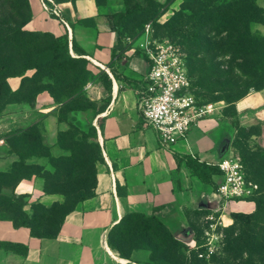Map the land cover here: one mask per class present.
<instances>
[{
	"label": "trees",
	"instance_id": "trees-1",
	"mask_svg": "<svg viewBox=\"0 0 264 264\" xmlns=\"http://www.w3.org/2000/svg\"><path fill=\"white\" fill-rule=\"evenodd\" d=\"M94 1L98 6L105 3V0ZM123 3V13L107 16L111 31L122 38L130 27L140 30L139 23L155 17L160 9L154 0H123ZM0 7V111L12 103L13 97L23 94L27 85L33 84L38 85V89L28 92L29 99L34 101L39 93L47 91L60 106V121L68 114L91 110L95 118L102 113L104 106L97 109L84 91L98 75L87 69V60L70 56L68 37L55 38L50 33L25 30L32 20L28 0H0ZM261 14L262 9L255 0H232L229 3L183 0L179 10L164 24L163 35L185 48L191 91L200 104L206 103L200 102L197 90L219 93L216 99L230 107L251 92L264 90V38L250 30L252 23L260 21ZM179 36L181 40L176 42ZM72 49L77 51L74 43ZM32 70L33 75L27 77L25 73ZM16 77L21 78V85L12 91L8 79ZM98 77L105 78L102 73ZM90 131L92 135L89 136L76 128L60 133L58 146L69 149L71 155L58 160L50 156L49 150L45 152L37 125L12 137L8 143L13 146L19 161L8 174L0 175H14L26 156L47 157L56 167V173L44 180V192L63 196V202L46 208L38 205L31 217L19 207L18 214L11 218L6 213L18 210L15 205L4 211L0 206V219L11 221L16 228L29 229L34 238L55 239L66 217L78 204L95 195L96 165L103 159L92 125ZM76 135H81L83 140L94 139L93 147L76 151ZM237 145L245 155L242 165L246 180L258 186L254 196L247 200L255 204V211L250 215L232 214L233 224L223 229L226 240L220 256L214 255L210 260L200 258L201 254L176 239L156 217L138 214L126 215L110 231L109 248L122 259H130L138 251H147L149 264H264V150L252 152L242 150L241 143ZM16 146L20 150H15ZM246 160L253 168L255 180L248 177ZM182 161L204 184H211L212 176L220 173L217 167L191 157L178 159V168ZM59 168L65 171L64 174H58ZM192 227L197 249L200 237L197 225Z\"/></svg>",
	"mask_w": 264,
	"mask_h": 264
},
{
	"label": "crops",
	"instance_id": "crops-1",
	"mask_svg": "<svg viewBox=\"0 0 264 264\" xmlns=\"http://www.w3.org/2000/svg\"><path fill=\"white\" fill-rule=\"evenodd\" d=\"M53 1L60 11L58 18L44 12L39 0H28L32 20L25 30L50 33L55 38L67 36L70 56L89 61V68L105 76H97L84 90L97 108L104 106L92 120L103 161L96 165L95 195L66 217L55 239L34 238L29 229L0 219V264H149L147 251L122 259L108 246L110 231L126 215L154 216L176 239L196 249L192 226H198L197 213L203 214L210 227L217 222L225 228L233 224L232 214H253V202L225 203L216 195L222 179L219 174L212 176L211 184H204L184 161L178 168V159L185 157L216 167L232 156L218 114L197 122L185 140L169 148H162L155 130L145 125L138 102L146 86L149 62L138 44L134 47L112 32L107 20V16L125 11L123 0H105L100 6L94 0ZM8 84L16 91L21 78H10ZM252 95L236 103L239 115L242 105H255L259 98L264 101V90ZM36 104L40 115L60 108L46 94L39 95ZM19 116L0 117V174H8L19 161L8 143L24 130ZM42 185L40 178L33 177L19 187L37 195ZM53 202H60V198H41L46 206Z\"/></svg>",
	"mask_w": 264,
	"mask_h": 264
},
{
	"label": "rangeland",
	"instance_id": "rangeland-1",
	"mask_svg": "<svg viewBox=\"0 0 264 264\" xmlns=\"http://www.w3.org/2000/svg\"><path fill=\"white\" fill-rule=\"evenodd\" d=\"M141 1V0H139ZM232 0H221L222 3H229ZM160 9L155 17L148 19L147 21L140 22V30H132L130 27L126 30V33L123 35L125 40H127L134 47L143 40L144 36V26L146 24H151L152 26V38L154 40H163L168 37L163 35L164 24L172 17L173 13L178 11L183 0H154ZM256 5L262 9V14L260 21L257 23L251 24V32L256 36H261L264 38V0H255ZM0 10L2 8L0 7ZM187 35V33H184ZM170 41L173 39L168 38ZM181 40L179 36L176 38V42ZM175 42V41H174ZM179 46V45H177ZM180 47V46H179ZM182 52L185 53V48L180 47ZM185 55V54H184ZM227 60V59H226ZM90 64V62L88 61ZM222 69L226 67H221ZM87 69L93 74H97L96 71L87 66ZM34 71H27L25 75L31 77ZM195 83V80L193 79ZM90 84V83H88ZM87 84V85H88ZM38 89V85L34 86L33 84L27 85L25 91L20 96L12 98V103L4 106L0 111V117L7 114L18 113L22 122V129H26L32 125H37L40 138L42 139V147L45 149V152L49 150L50 156L54 160H58L62 157H70L71 153L69 149H62L58 146V138L60 133L66 132L70 129L76 128L80 131L86 133V135H92L90 128L92 125V111L81 112L77 114H68L63 121H60L61 115L59 112V107L55 109L49 115H40L37 112L36 99L41 94H46L51 98L52 103L57 105L53 97L47 92L43 91L36 96L34 101H31L28 96V92ZM198 98L201 103H209L215 105V111L213 114L219 115V124L222 129L225 131V138L230 143V154L240 159L241 163L243 161V155L238 149L239 143H241L242 150H264V101L260 98L256 100L255 105H249L250 103L242 105L240 107V115L236 112V104L233 106H228L224 101H218L216 98L219 93L216 92H206L197 90ZM255 93L251 92L254 97ZM251 106H253L251 108ZM97 108V107H96ZM98 109V108H97ZM48 120L45 122V120ZM37 121V122H36ZM36 122V123H35ZM76 146L74 149L76 151L86 150L89 146L93 147L95 140L92 138H85L83 140L81 135H76ZM83 143V144H82ZM237 143V144H236ZM82 144V145H81ZM15 150H20L19 147H15ZM42 154V152H41ZM94 156V154H92ZM23 164L19 167L16 173L12 176H2L0 175V206L2 210H6V207L14 206L18 209L13 213H6L11 218L19 212V207H22V211L26 213L29 217L32 216L34 208L38 205H42L45 208L50 207L41 203L42 196H57L60 198V202H63V196L57 194H47L44 192V180L55 175L56 167L51 163L50 159L47 157H31L26 156ZM246 164V170L248 177L255 180L253 168L250 166V163L244 161ZM91 164V162H90ZM91 166H88L90 169ZM62 168H59L58 174H64ZM33 177L40 178L43 185L39 189V194L33 195L28 193L25 187H19L22 181L31 180ZM52 181V179H50ZM72 181H74L72 179ZM195 221L198 223L197 230L199 235V247L195 249V252L201 254L204 259L210 260L214 255H219L223 251L224 242L226 240V232L223 230L225 227L219 225L217 222H214L213 226H209L206 219L203 215H195ZM222 258L225 256H221Z\"/></svg>",
	"mask_w": 264,
	"mask_h": 264
},
{
	"label": "built area",
	"instance_id": "built-area-1",
	"mask_svg": "<svg viewBox=\"0 0 264 264\" xmlns=\"http://www.w3.org/2000/svg\"><path fill=\"white\" fill-rule=\"evenodd\" d=\"M44 12L60 16L53 0H39ZM152 26H144L139 51L149 62L145 89L140 92L138 109L146 126L158 135L162 148L174 146L185 140L190 130L215 111L213 104H200L191 91L185 55L181 48L169 39L154 40ZM221 181L216 195L226 202L247 201L258 186L246 180L240 159L227 157L216 164ZM201 258L202 255H199Z\"/></svg>",
	"mask_w": 264,
	"mask_h": 264
},
{
	"label": "bare ground",
	"instance_id": "bare-ground-1",
	"mask_svg": "<svg viewBox=\"0 0 264 264\" xmlns=\"http://www.w3.org/2000/svg\"><path fill=\"white\" fill-rule=\"evenodd\" d=\"M229 222V221H228Z\"/></svg>",
	"mask_w": 264,
	"mask_h": 264
}]
</instances>
